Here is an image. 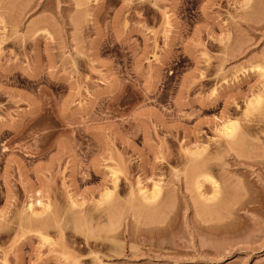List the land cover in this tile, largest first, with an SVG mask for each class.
I'll return each instance as SVG.
<instances>
[{
    "label": "rangeland",
    "instance_id": "rangeland-1",
    "mask_svg": "<svg viewBox=\"0 0 264 264\" xmlns=\"http://www.w3.org/2000/svg\"><path fill=\"white\" fill-rule=\"evenodd\" d=\"M247 1L0 0V264H264Z\"/></svg>",
    "mask_w": 264,
    "mask_h": 264
},
{
    "label": "bare ground",
    "instance_id": "bare-ground-1",
    "mask_svg": "<svg viewBox=\"0 0 264 264\" xmlns=\"http://www.w3.org/2000/svg\"><path fill=\"white\" fill-rule=\"evenodd\" d=\"M245 1H246V2H244V3H245V5L247 4V7L244 6V4H242V5H243L244 7H246V8H248V7H249V6H248V2H249V1H247V0H245ZM249 5H250V4H249ZM262 91H263V90H262ZM260 93H261V92H260ZM261 94H263V95H260V94H259L260 96L257 95V97H258V96H259L260 98L263 97V99H264V93H261ZM259 97H258V98H259ZM255 98H256V97H254L253 100H255V102L258 104V105H257V104H256V105H257V106H260V108H263V107H264V104H261V103H264V102L262 101V102L260 103L261 99H258V98L255 99ZM253 100H252V101H253ZM258 100H259V103H260L261 105L258 103ZM252 101L249 102V103L252 104ZM255 102H253V104H255ZM249 103H248V106H250ZM253 104H252V105H253ZM261 106H263V107H261ZM263 109H264V108H263ZM259 110H260V109H259ZM263 111H264V110H263ZM263 111H260V115H259V112H258L257 115H259V116L256 115V116H257L256 118H254L255 116L253 117V119H255V120H251V122H252V121H257L256 123L261 124V125L257 124L256 127L259 125V127H260L261 130H260V132H259V131H258V132H259V134L263 132L262 134H260V135H262V136H264V119H263V118H264V115L262 114ZM261 114H262V115H261ZM252 123H253V122H252ZM256 123H255V124H256ZM233 124H235V123H233ZM233 124H232V122H231V123H224V125H222V127H221V129H220V133H219L220 136H221V137L223 136V138L225 137L226 140L228 139V140L226 141V143H227L226 145H227V146H228V145H229V146L231 145V141L233 140L232 138L234 137V135H235V133H236L235 131H237V126H236V124H235V125H233ZM235 127H236V128H235ZM246 127H247V126H246ZM246 127H245V128H246ZM243 130H244V129H243ZM247 130L250 131V129H248V128H247ZM258 130H259V129H258ZM244 131H245V130H244ZM244 131H243V132H244ZM256 131H257V130H256ZM234 132H235V133H234ZM246 133H247V132H246ZM255 133H257V132H255ZM233 134H234V135H233ZM247 134H248L249 137H244L245 135L243 136V133H242L241 135L244 137V139H245V138H250L249 133H247ZM251 134L254 135L253 133H251ZM257 134H258V133H257ZM259 134H258L255 138L257 139L256 141L258 142V144H261L260 146H262V144L264 145V137H262V136L260 137ZM258 136H259V137H258ZM252 137L254 138V136H251V138H252ZM257 137L259 138V141H260L261 143H259ZM255 138H254V139H255ZM229 139H230L231 141H229ZM244 139H243V140H244ZM254 139H252V140H253L252 142H254ZM249 140H251V139H249ZM249 140L247 139V140H245V141L247 142V141H249ZM245 141H244V142H245ZM232 142H233V141H232ZM257 142H256V143H257ZM228 143H229V144H228ZM229 146H228V147H229ZM227 149H228V148H227ZM261 149H262V147H261ZM113 175H114V174H113ZM206 180H207V179H206ZM114 181H115V180H114ZM114 181H112V182H113V183H112L113 186H115V185H114ZM204 181H205V180H204ZM206 182H210V181L207 180ZM210 183H213V182L211 181ZM211 185H212V184H211ZM154 186H156V185H153V187H154ZM200 186H201V185H200ZM153 189L155 190V188H153ZM156 189H158V188H156ZM154 190H153V192H154ZM155 191H156V190H155ZM153 192H152V193H153ZM155 193H156V192H154L153 194H155ZM153 194H152V195H153ZM153 196H154V195H153ZM151 198H153V197L151 196ZM36 199H37V198H36ZM29 200L31 201L32 198H30ZM30 201H28V202H30ZM40 201H41V199H40V200L32 201L31 204H28V206L26 207V211H27V208H28V212H27V213H29L28 215H31L32 213H34V212H35L34 209L36 210L37 207H40V208H38V209H40V210L43 208V207H42L43 204H41ZM71 203H72V202H71ZM74 204H76V203L74 202ZM26 205H27V204H26ZM72 205H73V203H72ZM43 206H45V208H44L43 210H46V208H47L46 206H47V205H43ZM35 207H36V208H35ZM29 210H30V212H29ZM37 213H38V212H37ZM2 214H3V213H0V215H1L0 217H2ZM38 214H39V213H38ZM38 214L34 213V214H33V215H35L34 218L32 217L33 215H32V216H29V217H30L31 220H32V218H33V220H34V219L37 218L36 215H38ZM3 215H4V214H3ZM39 215H40V214H39ZM39 215H38V216H39ZM2 218H4V217H2ZM17 219H18V221H19V219H20L19 216H18ZM0 221H1V220H0ZM58 234H59V232H58ZM89 254H90V253H89Z\"/></svg>",
    "mask_w": 264,
    "mask_h": 264
}]
</instances>
